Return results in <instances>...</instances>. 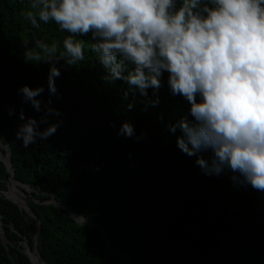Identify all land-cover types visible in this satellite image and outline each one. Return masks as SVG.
Here are the masks:
<instances>
[{"label":"trees","instance_id":"obj_1","mask_svg":"<svg viewBox=\"0 0 264 264\" xmlns=\"http://www.w3.org/2000/svg\"><path fill=\"white\" fill-rule=\"evenodd\" d=\"M28 10L30 0H0V142L10 152L13 178L31 188L26 204L39 221L34 246L47 264H122L97 228L42 202L51 195L103 227L132 264H264V191L233 180L228 170L206 175L195 156L179 149V130L170 132L168 124L186 115L188 104L170 93L167 73L154 106L138 92L125 98L124 81L104 78L90 36H74L84 40V59L57 61L58 95L51 99L60 115L47 114L59 126L22 146L15 136L18 111L41 113L22 101L18 87L43 84L41 98L49 96V63L26 60L25 44L43 58L37 41L62 51L68 34L53 21L33 27ZM124 120L135 136L118 134ZM9 185L0 157V190ZM0 219V264H32L22 243L33 247L35 218L0 194Z\"/></svg>","mask_w":264,"mask_h":264},{"label":"clouds","instance_id":"obj_2","mask_svg":"<svg viewBox=\"0 0 264 264\" xmlns=\"http://www.w3.org/2000/svg\"><path fill=\"white\" fill-rule=\"evenodd\" d=\"M26 15L35 28L53 21L68 34L62 51L37 41L43 58L25 44L26 60L49 63V96L41 98L43 84L18 87L22 101L41 113L18 111L15 136L22 146L56 132L60 121L49 122L47 114L60 115L51 99L58 95L57 61L78 65L84 40L74 36H90L104 78L124 81L125 98L138 92L154 106L167 73L170 93L188 104L168 130H179L177 146L195 156L204 174L228 170L233 180L264 191V0H30ZM117 132L136 135L128 120Z\"/></svg>","mask_w":264,"mask_h":264},{"label":"water","instance_id":"obj_3","mask_svg":"<svg viewBox=\"0 0 264 264\" xmlns=\"http://www.w3.org/2000/svg\"><path fill=\"white\" fill-rule=\"evenodd\" d=\"M4 143L0 142V157L3 160V162L6 165V169L9 173V181H10V186H14L16 184L20 185L23 189H27L29 188L31 190L30 187H28L25 184H21L18 181H16L13 178V168H12V164H11V158H10V152ZM4 148L5 152L2 153L1 149ZM6 190H0V194L4 195V197L10 199L11 201H13L20 209L24 210L25 212H27L30 216H32L33 218H35V232H34V242H33V247H30L29 244L27 243L26 240L23 241V247H24V251L25 253L28 255L29 259L31 260L32 264H35L34 261L36 262V264H47V262L42 258V256L38 253V251L35 248V243H36V234L38 232L39 229V221L37 219V217L35 216V214L31 211V209L29 208V206L20 199H16V198H10L9 196H7L5 194ZM43 203H51L57 207H61L63 209H65L68 214L77 222L82 223V224H86L89 227L92 228H97L103 235L104 237H106V245L108 250H115L117 251V253L115 255L120 256V261L122 262V264H132L131 260L129 259L128 255H126L125 253L121 252L118 248L114 247L111 245L110 240L107 237L106 231L103 227H101L100 225H98L97 223H95L93 220L88 219L80 214H78L77 212H75L70 206L66 205L65 203L58 201L57 199L54 198V196H50L49 199L47 200H43ZM0 222L2 223L1 219ZM12 226V225H11ZM13 228V227H12ZM15 230V229H14ZM35 251L34 256H35V260L34 257H32V253ZM122 255V256H121Z\"/></svg>","mask_w":264,"mask_h":264},{"label":"rangeland","instance_id":"obj_4","mask_svg":"<svg viewBox=\"0 0 264 264\" xmlns=\"http://www.w3.org/2000/svg\"><path fill=\"white\" fill-rule=\"evenodd\" d=\"M6 149V146H4ZM4 149V148H3ZM31 190L29 188L23 189L20 185L16 184L14 186H8V189L5 191V194L10 198H16L23 200L26 203V200L30 198ZM0 239L5 242V237L2 229V223L0 222ZM23 244V243H22ZM111 255H115L117 251L109 250ZM122 256V255H121Z\"/></svg>","mask_w":264,"mask_h":264},{"label":"bare ground","instance_id":"obj_5","mask_svg":"<svg viewBox=\"0 0 264 264\" xmlns=\"http://www.w3.org/2000/svg\"><path fill=\"white\" fill-rule=\"evenodd\" d=\"M115 251H116V249H115ZM34 253H35V251L31 254L32 255V257H34V260H35V256H34ZM36 261V260H35ZM34 261V263L36 264V262Z\"/></svg>","mask_w":264,"mask_h":264}]
</instances>
